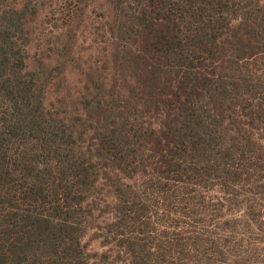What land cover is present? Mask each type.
<instances>
[{
  "label": "trees",
  "instance_id": "1",
  "mask_svg": "<svg viewBox=\"0 0 264 264\" xmlns=\"http://www.w3.org/2000/svg\"><path fill=\"white\" fill-rule=\"evenodd\" d=\"M0 264H264V0H0Z\"/></svg>",
  "mask_w": 264,
  "mask_h": 264
},
{
  "label": "rangeland",
  "instance_id": "2",
  "mask_svg": "<svg viewBox=\"0 0 264 264\" xmlns=\"http://www.w3.org/2000/svg\"><path fill=\"white\" fill-rule=\"evenodd\" d=\"M11 1V0H9ZM46 18H44V14L39 16L34 23L33 29V44L37 45L38 50L44 48L43 44L47 37H49V33L51 28L44 22ZM47 21V20H46ZM35 51V47L32 52ZM83 244L87 248L90 253L101 252L103 248L100 245V242L93 237V233L89 232L83 239Z\"/></svg>",
  "mask_w": 264,
  "mask_h": 264
}]
</instances>
